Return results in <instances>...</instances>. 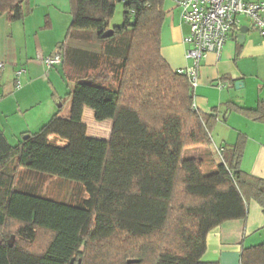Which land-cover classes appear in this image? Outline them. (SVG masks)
Masks as SVG:
<instances>
[{
  "label": "trees",
  "instance_id": "obj_1",
  "mask_svg": "<svg viewBox=\"0 0 264 264\" xmlns=\"http://www.w3.org/2000/svg\"><path fill=\"white\" fill-rule=\"evenodd\" d=\"M70 2L58 50L68 115L58 109L14 144L0 132V264H218L201 260L207 234L244 219L250 200L264 214V180L240 168L244 136L226 157L212 150L217 111L194 108L189 78L160 53L164 0ZM27 6L0 0V14L19 20ZM85 107L111 121L108 138L88 135ZM238 109L264 121V101ZM31 174L75 181L84 194L49 198ZM240 257L264 264V243Z\"/></svg>",
  "mask_w": 264,
  "mask_h": 264
},
{
  "label": "crops",
  "instance_id": "obj_2",
  "mask_svg": "<svg viewBox=\"0 0 264 264\" xmlns=\"http://www.w3.org/2000/svg\"><path fill=\"white\" fill-rule=\"evenodd\" d=\"M27 4L19 20L0 14V132L10 144L22 133L36 131L56 113L60 109L56 103L72 87L62 75L61 64L47 66L43 61L64 42L72 20L70 0H27ZM163 10L160 53L172 70L185 69L191 64L183 41L189 27L172 0H164ZM241 27H245L242 43L237 40ZM192 92L195 109L217 111L212 150H228L241 134L245 142L240 168L264 180V121L253 120L238 109H254L264 101V37L259 31L242 21L219 55L208 53L200 60ZM69 111L70 106L66 115ZM84 114L95 121L92 109H83L87 125ZM107 121L111 123L103 122ZM263 243L264 214L250 200L244 219L225 221L207 234L201 260L241 264L243 249Z\"/></svg>",
  "mask_w": 264,
  "mask_h": 264
},
{
  "label": "built area",
  "instance_id": "obj_3",
  "mask_svg": "<svg viewBox=\"0 0 264 264\" xmlns=\"http://www.w3.org/2000/svg\"><path fill=\"white\" fill-rule=\"evenodd\" d=\"M180 8L182 21L188 25L189 32L183 41L187 45L186 57L191 64L177 70L189 78L192 87L196 84L199 62L208 53L220 54L225 42L233 31L239 29L240 18L249 21V26L258 30L264 37V0H172ZM47 66L60 64L59 52L44 57ZM2 67V63H0ZM216 152L221 156L223 149Z\"/></svg>",
  "mask_w": 264,
  "mask_h": 264
},
{
  "label": "rangeland",
  "instance_id": "obj_4",
  "mask_svg": "<svg viewBox=\"0 0 264 264\" xmlns=\"http://www.w3.org/2000/svg\"><path fill=\"white\" fill-rule=\"evenodd\" d=\"M123 5L122 3L116 4L114 15L111 19L110 24L119 26L123 20ZM244 21L247 25H249V21L245 18H240V23ZM86 48L95 49V45H83ZM61 102H57L56 105L58 108H61L60 115L65 116L68 112L70 103L65 102L63 106H60ZM84 121L87 123L88 135L99 137V138H108L111 128L110 122L97 123L93 120V118L84 114ZM16 141H11V143H15ZM223 156H227V151L223 152ZM26 181L32 184L33 187L37 188L40 192H42L45 196L49 198H53L59 201L62 200H70L75 194L78 195L84 194V190L82 189V185L78 184L75 181L65 180L56 176H48V175H28L26 177ZM82 189V190H81Z\"/></svg>",
  "mask_w": 264,
  "mask_h": 264
},
{
  "label": "water",
  "instance_id": "obj_5",
  "mask_svg": "<svg viewBox=\"0 0 264 264\" xmlns=\"http://www.w3.org/2000/svg\"><path fill=\"white\" fill-rule=\"evenodd\" d=\"M244 33H245V27H241V28H240V31H239V33H238V35H237V40H238V42L242 43V42L244 41ZM109 34H110V32L107 31V32L103 33V34L101 35V37H103V38H104V37H107V36H109ZM78 83H80V84H86V83H90V81H88V80H80V81H78ZM237 83H238V82H236L235 85H237ZM0 242H1V237H0ZM8 243L11 244V243H12V239H9ZM130 262H131V261H129V263H130Z\"/></svg>",
  "mask_w": 264,
  "mask_h": 264
}]
</instances>
